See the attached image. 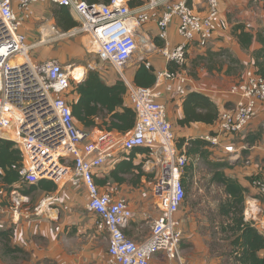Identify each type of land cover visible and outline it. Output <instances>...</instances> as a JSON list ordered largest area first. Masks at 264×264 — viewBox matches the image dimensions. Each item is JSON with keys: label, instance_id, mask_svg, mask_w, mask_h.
<instances>
[{"label": "built area", "instance_id": "1", "mask_svg": "<svg viewBox=\"0 0 264 264\" xmlns=\"http://www.w3.org/2000/svg\"><path fill=\"white\" fill-rule=\"evenodd\" d=\"M46 1L17 0L16 11L11 0H0V138L15 143L21 154V183L36 185L41 179L57 183L72 167L67 183L86 188L85 209L96 218L97 230L108 235L107 264H149L158 253L181 264L182 232L178 229L177 213L185 198L182 179L188 158L183 149L177 148L166 108L158 100L164 92L185 94L190 83L183 72L188 49L193 44L204 48L213 39L219 0H203V13L190 8L194 0H145L135 8H130L126 0H110L107 5L48 0L77 18L80 25L69 36L81 31L89 33L98 59L119 72L139 46L137 28L154 24L156 39L163 43L159 54L172 69L156 71L152 87H136L120 72L136 120L133 129L112 148L95 143L72 115L70 103L76 100L72 83H77L83 74L75 75L76 68L64 67L55 60L35 63L30 58L34 46L27 43L21 29L32 17L33 9ZM173 23L182 41L176 46L168 42ZM225 94L229 102L220 110L215 132L202 138L209 147H219L222 141L249 128L258 105L264 103V79L249 67ZM84 141L81 151L79 144ZM135 148H147L150 155L160 157L151 190L158 216L151 224L149 236L139 243L124 234L133 218L127 200L100 193L93 181L94 171L113 155H128ZM223 150L233 153L234 146L225 144ZM250 185L264 195L263 176L255 174Z\"/></svg>", "mask_w": 264, "mask_h": 264}, {"label": "crops", "instance_id": "2", "mask_svg": "<svg viewBox=\"0 0 264 264\" xmlns=\"http://www.w3.org/2000/svg\"><path fill=\"white\" fill-rule=\"evenodd\" d=\"M11 2L13 9L17 11V0H11ZM45 6L47 8L49 6L47 13H50L51 19L48 27H39L37 20L41 11L46 8ZM190 8L195 13L205 11L203 0H194L190 4ZM57 9L59 6L48 0L35 7L32 17L23 25L21 32L26 36L27 43L34 46L32 50L38 52V55L33 57L34 60L39 62L55 60L64 67L73 68V61L77 59L76 61L85 65V69L83 71L82 68H77L74 74L81 75L84 72L82 76L84 79L88 72L87 68L95 70L94 67L97 68L98 65L94 61L97 54L92 37L89 33L82 31L69 36L80 24L68 9L78 26L66 32L60 29L54 16ZM247 24L249 28H246ZM238 25H244V31L253 37L252 42L246 48L241 47L238 42L237 34L240 30L236 34L233 31ZM263 30L264 0H219V16L213 39L204 48L193 44L188 49L186 68L183 72L190 79V83L185 94L179 96L164 92L158 100L166 108L167 119L172 126L176 141L202 139L215 132L216 122L212 125L190 123L180 126L178 124V121L183 118V98L190 92H197L208 96L219 110L226 107L229 97L225 93L232 85L231 83L237 82L244 71L253 64L252 52L260 47L255 40V35ZM156 33L154 24L137 28L135 37L138 41V48L143 46L153 53L146 55L140 49L136 50L137 53H134L132 62L130 61L131 64L126 69L128 78L124 75L128 81H133L134 75L143 61L150 65L154 73L167 68V64L159 54L163 43L156 39ZM70 38H73L71 42H62ZM168 42L171 46L182 42L174 23L168 30ZM144 45L146 46L144 47ZM222 52L224 54L219 56L220 58L226 60L224 57L226 55L228 58L236 60L238 64L230 65L226 60L222 62L221 66L196 68L193 70L197 72L194 77L187 75L186 69L194 60L196 63H205L218 57L212 56L215 53ZM234 66L239 67L240 72L235 74L231 70V73L227 74L228 68L232 69ZM95 71L107 86L113 85L118 80L115 75L109 72L102 73L98 69ZM124 106L131 108L127 96L124 98ZM251 123L249 125L251 129L245 136L241 134L239 137L226 139L222 141L221 146L209 147V150L214 151L213 154L217 157V159L212 157V160L229 165L221 170L222 173L227 178L237 181L245 189L243 196L244 220L252 222L255 228L264 235V195L252 188L249 181L250 177L255 174L264 177V131L251 146L244 141L246 136L255 134L264 127V103L258 105L257 114ZM77 125L82 130L89 132L93 136V140L96 141L95 143L106 148H112L118 140L125 136V134L117 132L106 133L96 128H84L78 123ZM236 138L239 139V147L234 148L233 153H226L223 146L225 144L234 146ZM85 145V141L79 144L81 151ZM182 149L184 150V147ZM12 150L15 151L14 156L17 164V147L9 148V151ZM152 157L153 155L150 153L135 154L133 164L142 163L143 174L139 175L137 171H131L130 174L119 175L123 179L121 182L110 178V172L114 166L125 159L121 153L113 155L100 168L96 169L93 175V181L100 193L107 194L113 199L127 200L133 212V218L125 227L124 234L129 240L136 243L142 242L149 236L151 224L158 216L151 190L159 170L155 175L151 174L149 164ZM14 169V166H10L7 162L2 163L0 159V232H10V248L12 250L18 248L25 254V261L22 263L107 264V250L100 241L96 218L85 209L88 200L87 190L82 184L72 187L67 183L68 179L72 177V167L65 170L63 178L57 183L51 181L56 185L54 191H47L37 183L35 190L28 195L20 192L27 186L21 183V180L17 181L13 177V173L16 176ZM218 188L221 200L224 201L226 194H224L222 186L218 185ZM221 260V256L211 251L208 252L204 247L188 262L189 264H218L222 262ZM171 263L173 262L162 253L154 255L149 262V264ZM182 263L184 262L182 261Z\"/></svg>", "mask_w": 264, "mask_h": 264}, {"label": "trees", "instance_id": "3", "mask_svg": "<svg viewBox=\"0 0 264 264\" xmlns=\"http://www.w3.org/2000/svg\"><path fill=\"white\" fill-rule=\"evenodd\" d=\"M88 5L91 4H109L110 0H83ZM145 0H127L130 8L141 5ZM57 26L64 32L76 28L78 23L73 20L69 11L64 7H59L54 13ZM244 25H238L234 28V33L238 30V42L240 46L246 48L252 42V35L244 31ZM256 42L260 47L252 52L253 64L256 74L264 79V30L255 35ZM224 53H215L214 56H221ZM228 63L236 65L238 62L229 57ZM168 69H172V65H167ZM231 73L229 67L226 71ZM131 82L136 87L150 88L155 83L154 70L149 66L146 67V62L143 61L137 69L133 81ZM72 92L76 95V100L70 103L72 115L76 123L84 128H96L99 131L110 133L117 132L122 135L130 132L135 124L136 115L131 108L124 106V98L127 96V88L125 83L118 79L116 82L107 86L100 78L97 71L90 70L81 82L72 83ZM183 118L178 121L180 126H186L190 123H202L212 125L219 119V108L206 95L197 92H190L183 98L182 101ZM264 131V127L260 128L254 135H248L245 138V143L252 145L258 140L260 134ZM212 134V133H211ZM16 146L15 143L0 139V159L2 163H9L15 167L13 177L20 181L18 171L21 167L22 157L17 149L18 157L17 164L14 156L15 151H9V148ZM179 150L185 147L184 153L186 157H205L210 155L209 145L203 139H182L176 142ZM12 153V154H11ZM150 153L147 148H135L128 155H124L125 159L118 162L110 172V178L116 181H123L119 175L130 174L131 171H137L139 175L143 174L142 163L133 164L135 154ZM214 173L212 175V183H216L223 188L226 199L217 207V213L223 218V222L219 227V231L223 236V240L227 242L229 252L227 257L231 264H264V235L261 234L253 225L252 222L244 220V192L237 181L227 178L222 169L228 167L227 163H213ZM187 165L184 168L182 183L186 184ZM253 177H250L251 181ZM38 186L44 187L47 191H54L56 185L47 180H40ZM27 187L20 191L24 195L30 194L35 190V185H26ZM185 187V186H184ZM11 236L9 231H1L0 238L8 241ZM16 252H22L15 248ZM10 247L6 246V252H13Z\"/></svg>", "mask_w": 264, "mask_h": 264}, {"label": "rangeland", "instance_id": "4", "mask_svg": "<svg viewBox=\"0 0 264 264\" xmlns=\"http://www.w3.org/2000/svg\"><path fill=\"white\" fill-rule=\"evenodd\" d=\"M253 1V0H252ZM41 13L39 14V19L37 20L39 27H48L49 20L51 19V15L48 12L49 6H45ZM73 38L64 40L62 42H71ZM141 52L146 55L152 54L147 50V48L139 47ZM137 50V51H138ZM134 52L135 54L137 53ZM133 54V55H135ZM38 52L36 50H32L30 52V58L33 62L37 63L33 59L34 56H37ZM133 57V56H132ZM228 62V56H224ZM133 59V58H131ZM74 59L72 67L73 68H82L85 69V65L83 66L81 62L76 61ZM163 60V59H162ZM220 57H214L210 61L205 63H196L194 62L189 64V67L186 69V73L190 77H194L197 72H194L198 67H208V66H221L223 61H226ZM96 62L97 68L94 67L95 70H100L102 73H111L123 81L120 72L127 77L126 69L129 67L131 62L129 61L124 67L120 69V72L113 67L111 64L107 62L100 61L96 56L94 58ZM184 68H186L184 66ZM71 69V68H70ZM91 69L87 68V71ZM94 70V71H95ZM233 73L240 72V68L234 66L232 68ZM104 75V74H103ZM241 75V74H239ZM124 76V77H125ZM125 77V78H126ZM128 78V77H127ZM241 76L239 77L240 80ZM238 80V81H239ZM233 82V81H232ZM231 84H234L231 83ZM258 109V107H257ZM167 113V112H166ZM252 124V123H251ZM250 127L246 128L241 134L245 136L247 131H250ZM254 134V133H252ZM239 137V136H238ZM178 143V141H176ZM239 139L234 140V148L238 146ZM210 152L207 158L205 157H188L187 161V176H186V184L185 187V198L184 202L179 209V213L177 217L178 221V229L182 232V240L180 243V256H181V264H189V259L196 255L198 251L205 247V249L209 252H213L222 257V262L218 264H231V261L227 257V253L229 252V248L227 242L223 240V236L219 231V227L223 222V218L219 216L217 213V207L222 202L220 189L218 185L213 184L211 179L214 173V168L212 166L213 163H217V161L212 160L217 159V157L213 154L214 151H210L208 147H205ZM184 150L185 147H184ZM159 155L153 156L150 159V172L152 175H155L159 170L160 163ZM144 161V160H143ZM145 162V161H144ZM258 175V174H257ZM36 195V194H35ZM217 228V229H216ZM144 230L146 228H143ZM100 241L105 245V250L108 248V235L106 232H100L99 235ZM6 246L10 247L9 240H3L0 238V264H58V263H22L25 261V254L22 252H13L7 253ZM195 251V252H194ZM202 253V251H201ZM182 261L184 263H182ZM171 264H180L177 260H173ZM68 264V263H67ZM104 264V263H100ZM190 264H204V263H190Z\"/></svg>", "mask_w": 264, "mask_h": 264}, {"label": "water", "instance_id": "5", "mask_svg": "<svg viewBox=\"0 0 264 264\" xmlns=\"http://www.w3.org/2000/svg\"><path fill=\"white\" fill-rule=\"evenodd\" d=\"M83 80V77H81L79 80H78V82H81Z\"/></svg>", "mask_w": 264, "mask_h": 264}, {"label": "bare ground", "instance_id": "6", "mask_svg": "<svg viewBox=\"0 0 264 264\" xmlns=\"http://www.w3.org/2000/svg\"><path fill=\"white\" fill-rule=\"evenodd\" d=\"M76 70H77V69L74 70V73H75ZM82 72H83V71H82ZM82 74H83V73H82Z\"/></svg>", "mask_w": 264, "mask_h": 264}]
</instances>
